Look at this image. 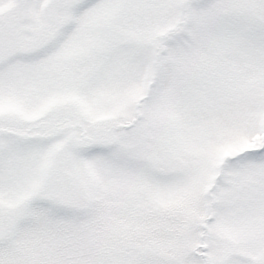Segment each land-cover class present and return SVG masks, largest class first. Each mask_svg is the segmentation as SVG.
I'll return each instance as SVG.
<instances>
[{
    "label": "snow or ice",
    "instance_id": "obj_1",
    "mask_svg": "<svg viewBox=\"0 0 264 264\" xmlns=\"http://www.w3.org/2000/svg\"><path fill=\"white\" fill-rule=\"evenodd\" d=\"M0 264H264V0H0Z\"/></svg>",
    "mask_w": 264,
    "mask_h": 264
}]
</instances>
